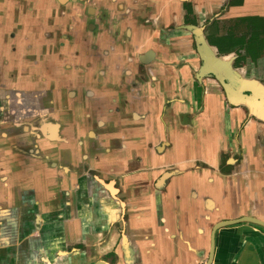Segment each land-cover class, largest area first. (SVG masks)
<instances>
[{
	"label": "flooded vegetation",
	"instance_id": "obj_1",
	"mask_svg": "<svg viewBox=\"0 0 264 264\" xmlns=\"http://www.w3.org/2000/svg\"><path fill=\"white\" fill-rule=\"evenodd\" d=\"M7 25L18 30L4 32L9 39L0 53V232L6 226L18 245L40 238L52 212L79 223L78 206L71 210L78 190L70 178L75 152H99L94 139L114 133L112 121L136 125L141 132L134 140L144 139V148L128 151L136 165L120 174L109 162L106 174L88 164L76 169L92 182L87 190L92 210H101L104 196L118 217L100 231L88 228L90 236L102 233L91 248L102 249L100 257L86 250L80 223L68 230L79 238L59 248L57 256L73 249L86 258L92 255L90 264H128L141 236V210L151 209V198L162 223L163 197L172 178L177 183L187 169L212 170L201 152L188 158L181 140L186 134L199 138L207 105L215 98L223 111L212 110L210 119L222 114L226 129L235 108L243 112V121L264 126L246 106L228 101L214 74L203 73L198 49L201 38L246 94L264 92V0H0V28L6 31ZM175 103L182 109L173 120L166 113ZM158 109L155 119L148 116ZM241 128L240 123L235 132ZM101 152L124 157L127 151L118 144ZM142 152L162 156L148 165L139 162ZM90 159L89 164L100 160ZM219 159L218 172L232 175L238 159ZM139 192L145 206L134 198ZM205 202L211 206L209 198ZM242 217L216 221L210 235L215 224Z\"/></svg>",
	"mask_w": 264,
	"mask_h": 264
},
{
	"label": "crops",
	"instance_id": "obj_2",
	"mask_svg": "<svg viewBox=\"0 0 264 264\" xmlns=\"http://www.w3.org/2000/svg\"><path fill=\"white\" fill-rule=\"evenodd\" d=\"M132 105L135 107L136 104ZM178 109H182L181 105L175 103L167 110L166 117H172L174 120ZM214 109H217L218 113L223 111L222 104L217 107V98L207 105L209 114L207 120L203 121V131L199 133V138L188 137L186 134L184 138L187 140H181L183 147L189 150L186 154L188 158L193 152H201L200 158L209 163L212 170L197 171L192 168L187 169L184 175L178 176L177 183L173 181L174 177L172 178L168 193L163 197L165 201L162 223L158 222L155 202L151 198V209L141 210L143 213L140 221L143 226L140 228L141 236L135 246V252L127 258L128 264H204L208 258L211 226L216 221L247 215L264 220V126L257 121H243V112L235 108L233 109L235 115L226 129L222 114L217 120L210 119L214 116L212 114ZM158 114L159 109L156 114L152 112L148 116L155 119ZM112 122L111 124L115 126L114 133L94 139L97 141L95 151L99 152H75L77 161L74 162V172L70 175L71 181L77 182L78 187L76 202L75 205H71V210L78 206L80 227L84 234H87L86 250H94L92 253L98 257L103 250L91 248L98 244L102 233L90 236L88 228L102 230L118 217V210L103 196L101 210L93 211L88 202V199H91L90 193L87 191L88 189L90 191L88 185L91 181L89 176L76 168L88 164V168L95 167L106 174L105 169L109 162L111 166L115 164L112 166L113 171L120 174L127 166L136 165L133 153L128 151L137 147L144 148L146 145L143 143L144 139L140 142L139 139L134 140L141 133L136 129V125L129 123L123 127L120 123ZM240 123L242 128L236 133ZM159 128H164L161 123ZM159 130L162 133L163 129ZM176 138L175 135V140ZM118 144L127 151L123 152L124 157H119L122 156L120 152H101L103 149L115 148ZM152 153L142 152L141 157H138L139 162L148 165L151 162L158 163L162 155L156 154L152 157ZM221 155L235 156L238 159L232 175L218 172L217 165ZM81 157H85L84 161L80 160ZM91 157L100 160L89 164L92 162ZM139 174L140 172L136 176ZM50 176L51 174L48 175ZM192 189L195 190L194 197L189 196ZM140 194L137 193L134 198L144 205V197ZM207 198L211 201V206L206 204ZM75 210L76 208L72 212ZM62 215L60 211L56 216L55 212L49 214L45 219L41 237H29V240L21 245H18L17 239L10 241L12 234L3 226L0 242L5 245L0 247V264H90L89 262L93 260L92 255L86 258L83 256L84 253L73 249L63 253V257L57 256L56 251L59 248L65 249L72 240L79 238L78 232L74 236L72 231H68L72 229V224L74 229H77L79 223L75 225L74 218L67 219ZM115 241L114 235L111 242ZM116 253L119 257H124L120 250ZM210 264H264V228L246 221L223 226L216 232L214 254Z\"/></svg>",
	"mask_w": 264,
	"mask_h": 264
},
{
	"label": "water",
	"instance_id": "obj_3",
	"mask_svg": "<svg viewBox=\"0 0 264 264\" xmlns=\"http://www.w3.org/2000/svg\"><path fill=\"white\" fill-rule=\"evenodd\" d=\"M198 40L201 43L198 44V49L205 61L202 67L203 73H212L221 81L225 89L228 101L231 104H241L246 106L251 114H253L259 120L264 121V92H259L258 90L254 89H250V91L252 92L251 95L243 92L241 88H238V83L236 82V80L233 79L234 74L230 71H227L229 69L227 63L220 61V59H217L214 54L211 53L212 47L207 46L201 38H198ZM241 221H249L255 224L264 225V221H261L258 218L245 216L239 219L223 220L220 223L215 224L210 235V248L208 252V258L204 262V264H210L212 261L215 248V231L217 230V228Z\"/></svg>",
	"mask_w": 264,
	"mask_h": 264
},
{
	"label": "rangeland",
	"instance_id": "obj_4",
	"mask_svg": "<svg viewBox=\"0 0 264 264\" xmlns=\"http://www.w3.org/2000/svg\"><path fill=\"white\" fill-rule=\"evenodd\" d=\"M13 17L14 16H12L11 18L13 19ZM10 19V18H9ZM13 21V20H12ZM17 22V21H16ZM13 25H15V24H13ZM8 26V25H7ZM16 26V25H15ZM9 28H10V26H8V28H6V31L4 30V29H2V28H0V47L2 48V42H7L8 43V41H7V39H9L8 38V36L7 35H5L4 34V32H8V30H9ZM2 29V30H1ZM13 32H15L16 33V31L18 30V28H16V27H14V26H12L11 28H10ZM12 31H10V32H12ZM8 33V35L9 34H11V33ZM3 51V48L0 50V53Z\"/></svg>",
	"mask_w": 264,
	"mask_h": 264
}]
</instances>
